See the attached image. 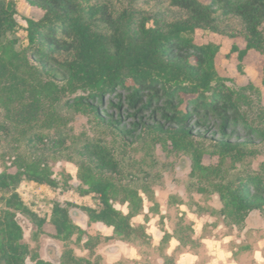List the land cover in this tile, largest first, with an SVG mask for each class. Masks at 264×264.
Instances as JSON below:
<instances>
[{
    "label": "trees",
    "instance_id": "16d2710c",
    "mask_svg": "<svg viewBox=\"0 0 264 264\" xmlns=\"http://www.w3.org/2000/svg\"><path fill=\"white\" fill-rule=\"evenodd\" d=\"M43 11L38 19L27 18V32L31 59L36 61L41 76L54 81L61 79L72 92L87 90L86 96L65 100L64 106L74 112L90 116L97 125L103 126L125 140L133 143L141 138L164 136L180 149L192 153V177L200 174L203 166L197 138L210 141L221 159H239L255 138L264 140V124L252 126L242 113L235 91L226 84L216 67L220 46L214 42L197 45L192 37L197 29L209 30L231 38L242 37L243 49L233 46L238 52L239 70L251 50L264 55V0H164L169 6L182 11L180 17L162 22L153 13L140 8L139 0H126V4L115 7L106 0H25ZM16 4L0 0V43L17 26ZM236 18L241 26L228 30L222 26L228 18ZM13 62L7 56L0 57L1 99L8 108L12 125L0 123V131L9 135L13 128L25 127L40 120L45 112L40 100L26 95L25 80L4 86L2 82L13 74ZM19 66H16L18 68ZM264 87V68L262 76ZM28 88V87H27ZM118 90L127 92L118 96L121 102L111 107L135 120L130 127L121 128V118L110 114L103 116V104L108 93ZM190 96V98H185ZM97 101V102H96ZM99 101V103H98ZM107 112V111H106ZM193 121V124L191 122ZM243 126L245 140H233L232 130ZM205 127V132H202ZM216 127L217 131H212ZM213 133L214 137H207ZM127 137L132 140L128 142ZM35 143L45 144L42 134L33 133L25 145L29 151ZM53 144H64V140L52 139ZM78 177L82 184L72 188L81 195H98V209L82 206L90 222H102L113 227L115 235L130 241L143 235V227H135L132 218L142 210L138 187L123 183L142 182L149 178L127 175L114 147L98 139H87L73 148ZM17 152L15 173L0 174V190L11 192L5 199V208H0V264H27L32 257L35 264H52L32 256L29 246L22 242L23 230L16 220V212L30 217L39 229L46 219L30 210L16 192L23 179L58 186L57 180L39 168L37 160L23 161ZM233 178L219 177L208 182L210 192L218 193L222 202L219 214L231 226L242 228L247 217L254 212H264V176L256 173H239ZM114 201L129 203L127 213L118 210ZM68 205H72L68 203ZM50 223L55 228V237L71 240L74 234L84 232L72 217L69 207L55 203ZM193 228L180 218L174 235L181 248L194 246ZM166 233L162 242H167ZM177 251V252H178ZM176 253L165 255L163 264H174ZM60 264H101L89 257L77 256L68 248Z\"/></svg>",
    "mask_w": 264,
    "mask_h": 264
},
{
    "label": "rangeland",
    "instance_id": "374dc122",
    "mask_svg": "<svg viewBox=\"0 0 264 264\" xmlns=\"http://www.w3.org/2000/svg\"><path fill=\"white\" fill-rule=\"evenodd\" d=\"M10 1H13L17 7L15 15L17 26L0 43V57L4 55L10 58L13 62L11 66L13 74L2 83L8 86L20 79L27 81L29 85L24 88L26 95L38 98L45 112L40 120L33 121L25 127L17 126L9 135L0 131V174L3 171L9 173L17 171V165L13 162L16 153L19 152L23 156H28L22 159L23 161L37 160L39 168L58 182V186L52 187L23 179L17 186L16 192L24 204L46 219L43 228L39 229L29 216L16 212V220L23 230L22 242L29 246L32 256L38 255L51 262L46 256L45 249L49 244H56L61 256L58 264L61 263L62 256L68 248L72 249L77 256L89 257L101 264H160L165 257V248L169 245L170 235L167 242H162V239L166 233L169 234L175 229L180 218L184 219L185 224H190L195 229L203 227L211 232L220 225H224L222 232H230L233 227L219 214L222 208L220 197L218 193L210 192L207 184L217 181L219 177L233 178L239 173H258L264 176V140L255 138L247 148V153L239 159L230 156L221 159L220 155L213 150L211 142H203L198 136L196 139L197 147L200 148L198 153L204 169L195 177L191 175L192 153L176 148L164 136L144 137L128 145L125 144L122 137L97 125L90 116L71 111L64 106L63 101L71 102L76 96H86L89 92L87 90L72 92L60 78L52 81L50 77L41 76L36 61L27 53L29 41L26 20L40 18L43 11L31 6L25 0ZM106 1L115 7L126 4V0ZM203 1L209 2V0ZM136 4L147 12L155 14L162 22L183 15L181 10L169 6L164 0H139ZM222 26L233 30L240 27L241 22L230 17L223 22ZM261 28L264 32V24ZM192 37L197 45L214 42L220 46L216 57L219 75L235 91L236 101L249 123L255 127L264 124V87L262 85L264 55L251 50L245 57L242 71H240L238 52L233 51L232 48L233 46L240 49L245 47L246 43L242 37L231 38L204 29H197ZM16 66L19 67L16 68ZM2 94L3 91L0 89V123L11 126L12 121L8 117V108L1 99ZM121 94H123V100L127 94L125 90H118L116 93H108L105 96L102 107L105 118L109 119L110 114L116 119L121 118L120 111L110 105L111 101L114 104L121 102V99H118ZM121 112H123L121 128L130 127L135 119L127 115L125 110ZM212 128V131H217L216 127ZM231 130L233 140H245L248 136L243 126ZM201 131L205 132V127H202ZM33 133L42 134L45 137V144L35 143L29 151L25 143ZM206 135L209 140L214 137L213 133ZM59 138L64 140V144L52 143V139ZM87 139H98L114 147L127 175L134 174L138 178H144L145 174H149V178L142 182L134 183L128 180L123 182L134 186L139 185L142 210L131 223L135 227H143V231L149 238L143 235L137 237V235L133 240L127 241L115 234L106 236L108 231L99 225H88L89 217L82 210V206L98 209L100 207L98 195L90 193L83 196L71 187L74 183L82 184L78 177L79 168L74 161L73 148L75 144ZM127 140L130 142L132 138L127 137ZM82 186L87 189V185L82 184ZM11 194L9 191L0 190V208H5V199ZM55 203L69 207L73 221L83 226V233L74 234L68 241L55 237V228L50 223ZM114 206L124 213L129 211V203L121 204L119 201H114ZM263 218L264 212L260 223H264ZM196 249H203L201 242L197 241ZM27 260L28 264H35L31 256Z\"/></svg>",
    "mask_w": 264,
    "mask_h": 264
},
{
    "label": "crops",
    "instance_id": "0c3cea01",
    "mask_svg": "<svg viewBox=\"0 0 264 264\" xmlns=\"http://www.w3.org/2000/svg\"><path fill=\"white\" fill-rule=\"evenodd\" d=\"M261 218L262 213H251L242 228L234 225L228 233L222 232L221 229L224 228V225H220L211 232L206 231L203 227L195 229L193 226L192 239L202 243L203 249L201 250L196 249L195 243L194 246L187 245L178 251L181 243L172 230L169 232L170 241L165 248V255L172 256L178 251L174 264H264V223H260ZM262 222H264V218ZM257 223L259 224L255 225ZM95 224L108 231L106 236L114 234L113 227L102 222L88 220V225L94 226ZM77 225L83 227L80 224ZM164 260L165 257L160 264H163Z\"/></svg>",
    "mask_w": 264,
    "mask_h": 264
},
{
    "label": "water",
    "instance_id": "95a60500",
    "mask_svg": "<svg viewBox=\"0 0 264 264\" xmlns=\"http://www.w3.org/2000/svg\"><path fill=\"white\" fill-rule=\"evenodd\" d=\"M46 256L47 258L53 262L54 264H58L60 262L61 256L58 253V246L56 244H49L46 249ZM28 264V260H27Z\"/></svg>",
    "mask_w": 264,
    "mask_h": 264
}]
</instances>
